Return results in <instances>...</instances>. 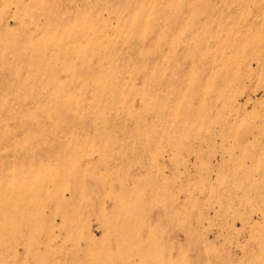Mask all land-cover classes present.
Segmentation results:
<instances>
[{
    "label": "rangeland",
    "instance_id": "rangeland-1",
    "mask_svg": "<svg viewBox=\"0 0 264 264\" xmlns=\"http://www.w3.org/2000/svg\"><path fill=\"white\" fill-rule=\"evenodd\" d=\"M0 264H264V0H0Z\"/></svg>",
    "mask_w": 264,
    "mask_h": 264
}]
</instances>
